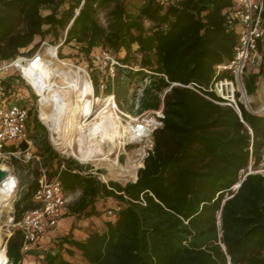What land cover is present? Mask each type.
<instances>
[{
	"label": "trees",
	"instance_id": "1",
	"mask_svg": "<svg viewBox=\"0 0 264 264\" xmlns=\"http://www.w3.org/2000/svg\"><path fill=\"white\" fill-rule=\"evenodd\" d=\"M239 10V0H0V62L28 56L37 38L50 36L61 59L72 60L62 55L69 46L87 62L97 96L115 95L114 84L123 83L126 98L142 90L139 112L164 106L144 167L126 185L103 183L44 143L43 165H56L64 189L80 196L69 206V232L39 257L42 264H73L77 254L88 264H264V173L257 172L264 115L239 102L240 116L210 91L234 79L218 67L235 57ZM102 52L119 63L117 78L103 77L95 57ZM24 84L20 75L0 80V104L27 107L17 90ZM243 84L248 98L264 91V63L247 68ZM28 127L45 130L32 110ZM37 187L18 211L26 202L24 212L37 207ZM108 204L104 230L76 238L77 224L99 219ZM24 243L18 227L7 242L8 264L24 263Z\"/></svg>",
	"mask_w": 264,
	"mask_h": 264
},
{
	"label": "rangeland",
	"instance_id": "2",
	"mask_svg": "<svg viewBox=\"0 0 264 264\" xmlns=\"http://www.w3.org/2000/svg\"><path fill=\"white\" fill-rule=\"evenodd\" d=\"M100 21L105 24L106 17L105 13L99 14ZM238 33V31H237ZM53 38L48 37L45 41L41 42L40 38H37L35 41V44H38V46L33 49V46L26 49L24 52H29V55L26 57H21L17 60L10 61V62H0V80H6L10 76H16L20 75V77L23 79L25 84L22 86L20 85L17 90L19 93H21V97L26 98L24 100H28L27 108L32 110L34 113H37L38 118L40 122L43 124V121L40 119L39 116V109H40V100L41 98L36 95V92L33 90V88L28 85L27 81L23 78L19 68L17 67L18 63H26V61L32 60L35 57H40L44 59L45 61H49L54 63L56 66L59 67L60 71L63 73H70L71 76L76 78V73L80 78H84L85 80L89 81L91 83V76L87 69V62L82 60L81 57H78L77 51L71 47H66L64 50H62V55L64 56H70L72 60H63L59 56V50L58 55L55 59L51 57L50 54H48L49 50H52L54 48L58 49V46L52 43ZM57 51V50H56ZM261 56H262V62L264 63V45L261 48ZM110 58H113L111 54L109 55ZM114 60V59H113ZM99 63V70L101 71L103 77L105 78H117V67L114 65V63L109 59L105 58L101 61H98ZM13 64V66H12ZM253 67V66H252ZM72 70V71H71ZM114 70V74L112 72ZM54 78V79H53ZM49 82H47V86L51 87L55 81L60 82L61 77H53ZM123 80V79H122ZM122 82V81H121ZM234 91L231 86H228L227 89L224 90V96L227 98L226 90H231L234 92V98L230 100H234L235 103L230 102L228 100H224V105H233L236 110H238V103L241 102L245 105L246 109L249 112H260L259 115H264L263 107H264V91H259V95L257 97H247L248 101H245V97L241 95V97H237V92L242 93L238 89V85L234 80ZM92 85V83H91ZM93 87V85H92ZM124 85L123 83H117L114 84V92L115 95H105L102 94L100 96H97L94 93L93 89V112H96L97 110L101 109L106 101L108 99H112L114 102V108L112 110V120L116 123L121 124V129L124 131L125 129L131 128V123L134 124L137 120H150L153 119L156 115L153 111L148 112H139L138 111V103L139 99L142 97V90H130V96L128 98L124 97L122 94ZM120 95L118 98V95ZM221 92L218 90L216 92V95L218 97H221ZM76 97V93L70 94L68 96V101L71 102ZM222 98V97H221ZM239 111V110H238ZM135 119V121H134ZM77 122H80L82 120L81 116H77L75 118ZM44 125V124H43ZM45 130H40L39 132H36L32 128L28 127L29 132V138L33 142V151L35 152L37 156L41 158V162L37 163L35 160L33 162H30L29 164H26L24 162H20L19 160L13 159L10 163H2L0 164L7 165L10 170L12 171V174L17 178L18 184L17 188L14 192L13 198L11 202L9 203L11 205L10 208H6L0 217V250H7V242L9 238L13 235L15 230L18 229V225L15 222V219L20 217L21 220L23 218V215L25 214L24 208L26 205H28L29 202L24 203L21 206V210L18 211L16 209V204L21 201L24 194L31 191V188L33 185H35L37 178L41 174V168L45 169L47 172L48 177L52 178L54 176V172L56 170V166H44V160L42 157L46 154L42 147L44 146L45 142H48V145L56 151L62 158L69 159L74 161L75 163L82 165L84 167H87V171L90 174H93L99 178L103 183L108 184L109 182H118L122 185H126L129 182H135L137 180L138 171L144 167V160L148 156V153L153 145V139L152 137L144 140V141H134L130 140L129 135L126 136V138H123L120 140L119 145L115 148L113 145L109 142H106L103 144V150L108 155L109 161H94V162H80L75 156L72 154L71 151L68 149H64L63 147H57L54 145V143L51 141V134L47 126H45ZM76 135V131H73L71 133H68V135L65 137L66 139L74 138ZM24 151V150H23ZM143 152V154H142ZM41 165L43 167H41ZM249 172L253 170H248ZM258 173H264V156L262 164L258 167L257 170ZM242 174L244 175L245 172L243 171ZM71 196L70 205L73 204L76 199L78 198L77 195L69 193ZM109 207H105L107 209H103L102 213L103 215L97 219H91L86 220L80 224H77V228L75 229V236L78 239H83L87 233L88 230H91L93 228L104 230L105 228V221L109 219V214L107 210H110L114 205L108 204ZM73 216L70 214V211L65 216V218L60 222L59 226L54 230V232L51 231V237L48 241L46 239L47 237H43L40 240V244L35 245L31 248L30 251L26 252V254H29L31 251L36 252L35 258H31L32 262H28V257H26L27 261L23 264H42V259H39L40 256H42L45 253L51 252L50 250L54 248V246L59 241V238H62L65 234L69 232L68 226L66 228H63V225L69 224L71 222V218ZM69 221V223H66ZM47 235V234H46ZM6 253V252H5ZM73 264H88V262L80 255L77 254L72 259Z\"/></svg>",
	"mask_w": 264,
	"mask_h": 264
},
{
	"label": "built area",
	"instance_id": "3",
	"mask_svg": "<svg viewBox=\"0 0 264 264\" xmlns=\"http://www.w3.org/2000/svg\"><path fill=\"white\" fill-rule=\"evenodd\" d=\"M239 1L240 10L236 14L240 23L237 30L239 36L238 48L233 61L218 67L219 73L227 71L233 75L234 79L220 80L210 89L215 94L220 90L222 99L233 103H235L234 100L230 99L234 98V80L238 85V89L242 92L241 95L247 98L243 77L247 68L261 65L262 56L260 51L264 45V0ZM109 55L107 52H102L95 57L97 61L109 58L114 65L118 66L119 63L114 58H110ZM112 72L114 74V70ZM145 84L148 85L149 81L146 80ZM228 86H231L233 91L226 90L228 97L225 98L224 90ZM102 89H104V86H102ZM230 106L234 107L232 104ZM163 109L164 106L162 105L158 111H153L156 115L153 119L134 122L132 137L135 141L141 142L152 137L154 132L162 127ZM29 110L20 104H10L5 107L0 104V162L8 164L13 159L26 164L34 160L37 163L41 162V158L31 151L33 142L29 138L28 132ZM238 110H240L239 107ZM251 113L254 115L260 114V112ZM22 143L28 145V148L24 151L20 148ZM13 146L16 149H12ZM62 169H65V165H62ZM36 181L38 187L34 192L32 201L37 207L26 211L22 220L17 224L25 236L24 252L30 251L41 238L59 226L69 212L71 201V196L64 189L58 175L49 178L46 170L41 169V174Z\"/></svg>",
	"mask_w": 264,
	"mask_h": 264
},
{
	"label": "bare ground",
	"instance_id": "4",
	"mask_svg": "<svg viewBox=\"0 0 264 264\" xmlns=\"http://www.w3.org/2000/svg\"><path fill=\"white\" fill-rule=\"evenodd\" d=\"M56 50L58 49L48 51L53 59L57 56ZM17 67L28 85L41 98L39 116L50 131L51 141L55 146L71 151L80 162L109 161L108 155L103 150V144L109 142L116 148L120 140L127 135L130 140H134L132 123L130 130L122 131L121 124L112 120L114 108L112 99H108L101 109L93 112V87L77 73V77L74 78L71 72L63 73L54 63L40 57H35L26 63H18ZM56 76L61 77V81H55L51 87H48L46 83ZM73 93H76V97L70 106L68 96ZM244 100L248 101L247 98ZM77 116H81L80 122L75 120ZM73 131H76L74 138L66 139L68 133ZM0 169L8 173V178L0 184L1 217L3 211L11 207L9 203L18 181L7 165L0 164ZM5 252L3 249L0 250V264L8 262Z\"/></svg>",
	"mask_w": 264,
	"mask_h": 264
},
{
	"label": "crops",
	"instance_id": "5",
	"mask_svg": "<svg viewBox=\"0 0 264 264\" xmlns=\"http://www.w3.org/2000/svg\"><path fill=\"white\" fill-rule=\"evenodd\" d=\"M14 147V146H13ZM33 147V146H32ZM22 150V149H21ZM31 151L33 152V153H35L34 151H33V148L31 149ZM36 155V154H35ZM44 160H45V158H47V155L45 154L43 157H42ZM56 166V165H55ZM41 167H43L42 165H41ZM47 168V167H46ZM42 169V168H41ZM39 178V177H38ZM50 178V177H49ZM35 192V191H34ZM34 192H33V195H34ZM74 195H77V197H79L80 196V192L78 191V192H76V193H74ZM33 199V198H32ZM66 223H69V221H67ZM68 226V228H70L71 227V222L69 223V224H64L63 225V228H66ZM49 235V236H48ZM51 232H49L47 235H45V237H47L46 239H48V241H49V239H50V237H51ZM87 237V235H85V237L83 238V239H85ZM27 257L29 258L28 259V262L30 261V262H32V260H31V258H33L34 256L31 254V253H29V254H27ZM27 261V259H25V262Z\"/></svg>",
	"mask_w": 264,
	"mask_h": 264
},
{
	"label": "water",
	"instance_id": "6",
	"mask_svg": "<svg viewBox=\"0 0 264 264\" xmlns=\"http://www.w3.org/2000/svg\"><path fill=\"white\" fill-rule=\"evenodd\" d=\"M238 113L241 116V111L239 110ZM8 178V173L6 171H3L2 169H0V184L3 183L6 179ZM240 185H238L236 188H239ZM9 261L6 263L8 264Z\"/></svg>",
	"mask_w": 264,
	"mask_h": 264
}]
</instances>
